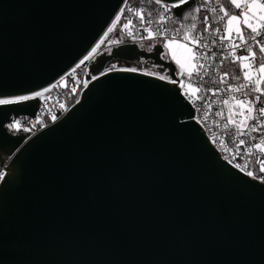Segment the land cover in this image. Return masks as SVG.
I'll return each mask as SVG.
<instances>
[{
    "label": "water",
    "instance_id": "obj_1",
    "mask_svg": "<svg viewBox=\"0 0 264 264\" xmlns=\"http://www.w3.org/2000/svg\"><path fill=\"white\" fill-rule=\"evenodd\" d=\"M124 2L0 0V98L65 77ZM111 50L88 64L71 110L32 137L5 125L33 118L38 99L0 105V264H264V183L221 159L176 84L141 66L100 74L147 61L177 81L161 45Z\"/></svg>",
    "mask_w": 264,
    "mask_h": 264
},
{
    "label": "snow or ice",
    "instance_id": "obj_2",
    "mask_svg": "<svg viewBox=\"0 0 264 264\" xmlns=\"http://www.w3.org/2000/svg\"><path fill=\"white\" fill-rule=\"evenodd\" d=\"M128 0H125L127 3ZM155 4L159 6L162 11L159 14L158 23L165 22L167 19L175 18L181 26H183L184 20L186 19L184 13L181 14L180 17H175V14L172 13L173 7H179L181 4L189 3L191 10L196 13H200L202 9L198 6V0H154ZM234 5V8L232 7ZM122 11L118 9V12ZM128 11H135L133 8H129ZM189 9H186L185 12H188ZM223 15L220 17V22H223V28L216 27L215 33L218 34V38L221 41V48L223 49V41L226 39H230L231 36L235 35L236 38L240 40V45L238 47L241 48L242 54L236 55L235 50H233L230 55L234 57L230 63L239 62V69L242 72V75L237 74L235 70L232 72V80L235 81V84H228L224 89L226 93V98H222L220 110L215 113L216 116L221 117V119L226 120V123L223 125V129L232 133L234 137H247V139L240 138L238 140V144L235 150V155L226 156L225 158L229 160V163L233 164L235 168L238 170L245 172L247 176L253 177L254 172L251 170V166L253 164H257L259 167L260 173H264V134L259 137L251 135V133L261 132L264 133V88H261V83L264 81V60L259 59L260 57H264V0H244L243 3L238 2V0H230V4L227 10L221 9ZM226 18V20H225ZM115 21H120L122 19L121 15H115ZM139 21L141 24H151L152 15L151 11L147 13V21L145 20V14L141 12L139 14ZM209 16L206 14L203 17L202 23L208 24ZM191 23V22H190ZM133 24L132 19H128L127 23H124L121 26L119 32L114 31L116 29V24L113 23L111 27H108L106 31L103 33L105 37L108 34H113L115 36L114 40H108L107 44H117L123 43L124 37L122 36L123 30L129 28V25ZM235 24V32L233 25ZM241 25L243 27H241ZM198 28L196 23H191V30L195 32ZM210 28L203 29L199 36L193 35L191 37V42L196 44L199 49H206L207 45L205 43L200 42V38L203 36L205 32L210 31ZM245 30H247V38L244 35ZM168 29H162L159 31V36L161 38V42L163 44V49L165 50L162 53V59L167 60L169 58V52L171 53V58L180 66V74L182 76H187L190 80V83L187 85L181 83V87L185 88V94L191 99L192 95L200 92L202 90L212 91L215 89L217 83H226L224 78H221V81L213 80L207 72L205 73H193L192 71H187V69L192 68L193 61L198 59L197 55L192 54V49L188 47L187 41H189L190 37L186 32L183 36V41L185 43H181L178 35L168 36L166 33ZM178 32V30H177ZM141 39H144V34H147V38L153 39L155 38L154 34L151 31V28L145 26L141 29ZM130 36L134 34L129 32ZM215 44L216 37L214 36L211 41ZM105 44V40H100L94 47L91 48L90 52L83 57L76 65V68H80L81 66L86 65V61H89L90 57L97 52L98 49H101V46ZM208 52L212 57L215 56V53L211 52V49H208ZM111 48L108 49V55H112ZM101 55H104L101 52ZM203 56L202 53L199 54ZM259 61V62H257ZM221 64L224 63L223 59L220 61ZM198 67H203V64H198ZM160 67H163L161 65ZM117 68L116 64H110L107 71L104 69L101 70L100 74L106 75L107 72H110ZM247 69V70H245ZM75 70V69H74ZM120 71H132L136 72V68H120ZM258 73V75H253V73ZM87 75V72L85 73ZM146 75L157 76L161 80L168 79L171 83H176V81L171 80L170 77H167L165 74L157 73V72H145ZM228 72L225 71L224 76L226 77ZM99 78V74L92 73L91 79L96 80ZM207 80V83H205ZM89 81L84 80L83 86L87 87ZM195 83L197 86L193 87L192 84ZM67 87V85H65ZM79 82L75 87L71 88L73 93H76L79 87ZM57 85H51V89L56 88ZM49 87H44L43 91L35 90L34 95H19L16 100L11 99H3L0 98V105H10L14 103H19L21 101H29L34 98H41L44 93L50 92ZM187 89H191L188 91ZM219 90L216 89L213 91V95L218 94ZM239 94V95H237ZM51 100V96L48 97ZM202 100H206L207 97L202 96ZM210 108L211 105L209 104ZM63 108V105H61ZM227 109V116L223 115L224 110ZM198 110L202 113V120L206 121L208 119V114L204 111L203 106H198ZM236 117H240L241 119H236ZM56 116H52V120H56ZM37 121H39V117H36ZM249 120H255V123H248ZM19 119L13 121L10 119L7 122V127L16 130L15 125L19 124ZM229 125H234V128H229ZM3 125H0L2 127ZM23 131H29L28 128H24ZM235 143V141H234ZM223 145V141H221ZM240 145H246L243 153L239 150ZM227 147L225 146V151H227ZM241 156L244 160L243 163H236V157ZM255 157V159H253ZM2 166V165H0ZM260 178L264 180V177H254Z\"/></svg>",
    "mask_w": 264,
    "mask_h": 264
},
{
    "label": "built area",
    "instance_id": "obj_3",
    "mask_svg": "<svg viewBox=\"0 0 264 264\" xmlns=\"http://www.w3.org/2000/svg\"><path fill=\"white\" fill-rule=\"evenodd\" d=\"M184 4H181L182 6ZM179 6V7H180ZM198 6L202 9L200 14L204 17V15L209 16L208 24L202 23V21H198L193 14L185 15V11L183 12L186 19L184 20L183 26L179 24V22L173 18V19H167L165 22L158 23L159 20V14L161 13L162 9L157 6L154 2V0H128L127 3L124 2L123 6L121 7L120 12H118L117 15H121L122 19L120 21L113 20L112 24H116V29L114 31L119 32L121 29V26L124 23H127L128 19L133 20V24L129 25V28L126 30H123L121 33L124 37L123 43H117L112 44L110 48L119 46V45H136L139 48L148 50L152 49L155 45H161L163 47V44L161 42V38L159 36V31L162 29H168L169 31L166 33V35H178V38L180 39L181 43H185L183 41V36L187 32L190 39L187 41L188 47L192 49V54L197 55L198 59L193 61L192 66V72L193 73H205L207 72L209 76L216 81H221V78L223 77L224 80H226V83H217L215 86V89L212 91L208 90H202L200 92H197L195 97L192 96L191 99L185 94L186 89L181 87V83L187 85L190 83V80L188 77L182 76L180 72H176L177 81L176 86L179 88L181 94L187 99V101L190 103L194 115H193V121L201 128V130L205 133L206 137L209 140V143L211 146L217 151V153L220 155L221 159L225 161L228 165L233 167L235 170L241 172L242 174H245V172H242L234 167L233 164L229 163V160L226 159V156H232L235 155V150L238 144V140L240 138L247 139V137H234L231 132L226 131L223 129L224 123H226V120L221 119V117L216 116L215 113L220 110L221 107V100L222 98H226V93L224 92V89L227 87L228 84H235L236 82L232 80V72L233 68H236L237 74L242 75V72L240 71L238 65L239 62L236 63H230L231 60L234 59L230 55V53L235 50L236 55L242 54V50L238 45H240V40L235 37L234 33L231 36L230 39H226L223 41V49L221 48V41L218 38V34L215 33L216 27L223 28V22H220V17L223 15V12L221 9L222 7V0H198ZM179 7H173L172 13L175 14V10ZM129 8L135 9V11H128ZM190 9V7L188 8ZM151 11L152 15V22L151 24H141L139 21V14L143 12L145 14V20L147 21V13ZM176 17V15H175ZM203 20V19H202ZM226 20V18H225ZM196 23L198 25V28L193 32L191 30V23ZM110 25V27L112 26ZM145 26H148L151 28L152 33L154 34L155 38L149 39L147 38V34L145 33L144 39H141V29ZM210 28L211 30L208 32H205L203 36L200 38L201 43H205L207 45L206 49H199L196 44H193L191 42V37L193 35L199 36L200 32L205 29ZM178 30V32H177ZM131 32L134 34L133 36H130L128 33ZM245 37L247 38V32H244ZM114 37V35L112 34ZM216 37V43L213 44L212 38ZM208 49H211V52L215 53V56L212 57L210 53L208 52ZM165 51V50H164ZM202 53L203 56H200L199 54ZM223 59L224 63L221 64L220 61ZM198 64H203L204 66L198 67ZM88 67V64H87ZM87 67L81 66L80 68H74L70 70L65 77L57 81L55 84L57 85L56 88L51 89L50 92L44 93V95L41 98H34L38 99L39 106L35 113V116L33 118L26 117V116H19V117H11L13 121L19 119L20 123L15 125L16 130H13L12 128H8L7 124L5 125V128L8 133L13 135L18 134H24L27 136L32 137L34 134L39 132L40 130L50 126L51 124H54V122L58 121L60 118H62L65 113L68 110H71V108L80 100V97L82 95V92L86 89V87L83 86V81L85 80ZM117 69V68H116ZM115 70V69H114ZM225 71L228 72V75L225 77L224 73ZM77 82H79V87L76 93H73L71 91L72 87H75L77 85ZM205 83H207V80H205ZM67 85V87L65 86ZM193 87H196L197 85L195 83L192 84ZM216 89L219 90L218 94L213 95V91ZM43 91V90H42ZM34 95V94H31ZM239 95V94H237ZM51 96V100L48 99V97ZM205 96L207 97L206 100H202L201 97ZM18 97L12 98L17 99ZM33 100V99H32ZM30 101V100H29ZM26 102L21 101L19 103ZM17 104V103H14ZM211 105L209 108L208 105ZM61 105H63V108H61ZM198 106H203L204 111L208 114V119L206 121L202 120V113L198 110ZM223 115L227 116V109L224 110ZM52 116H56V120H52ZM36 117H39V121H37ZM236 119H241L240 117H236ZM255 120H249L248 123H255ZM24 128H28L29 131H23ZM229 128H234V125H229ZM264 133L256 132L251 133L253 136L259 137ZM221 141H223V145L221 144ZM235 141V143H234ZM225 146L227 147V151H225ZM246 148V145H240L239 150L241 153H243L244 149ZM255 159V157H253ZM10 161V158L4 159L2 162V166H0V183L3 180L4 175L6 174V171L3 168H6ZM244 160L241 158V156L236 157V163H243ZM251 170L254 172V176L250 177L251 179H254L260 183H264V180L260 178H254V177H264V173H260L259 167L257 164H253L251 166ZM257 170V172H255ZM247 176V175H246Z\"/></svg>",
    "mask_w": 264,
    "mask_h": 264
},
{
    "label": "rangeland",
    "instance_id": "obj_4",
    "mask_svg": "<svg viewBox=\"0 0 264 264\" xmlns=\"http://www.w3.org/2000/svg\"><path fill=\"white\" fill-rule=\"evenodd\" d=\"M229 2H230V0H229ZM238 2H241V3H243L244 2V0H238ZM232 7L234 8V5H232ZM241 27H243L242 25H241ZM233 28H234V32H235V24L233 25ZM102 40H105V44L104 45H102L101 46V49H98L97 50V52L96 53H94L91 57H90V59H89V61H86L85 63H86V65L87 64H89V63H91V62H93L94 61V59L95 58H97L99 55H101V52H103V53H105L104 51H106V50H108V48L111 46V45H108L107 44V41L108 40H113V36H112V34H108V36L107 37H103L102 38ZM169 57H170V59H171V61L175 64V66H176V68H177V72H180V66H179V64H177L174 60H172V58H171V53L169 52ZM259 59H261V60H264V57H260ZM257 62H259V61H257ZM144 66H146V65H144ZM147 67H150L152 70L151 71H155V72H157V73H159V69H157L156 67H153V66H150V65H147ZM117 68H126V66H117ZM132 68V67H131ZM137 69V68H136ZM245 70H247V69H245ZM187 71H192V68H190V69H187ZM143 73H145V71H142ZM253 75L255 76V75H258V73H253ZM185 77H187L186 75H185ZM261 88H264V81H262V83H261ZM188 91H191V89H187ZM195 95L196 94H194V95H192V96H194L195 97Z\"/></svg>",
    "mask_w": 264,
    "mask_h": 264
},
{
    "label": "trees",
    "instance_id": "obj_5",
    "mask_svg": "<svg viewBox=\"0 0 264 264\" xmlns=\"http://www.w3.org/2000/svg\"><path fill=\"white\" fill-rule=\"evenodd\" d=\"M229 4H230L229 0H222L223 10H227ZM184 13H185V15H189V13L193 14L198 21H202V19H203V16L200 13H196L195 11L191 10V8L189 9L188 12H184ZM112 64H116L117 66H126L127 65V64H125L123 62H114ZM144 65H145V63L143 61H141L140 64H138V65L137 64H132V65H130V67L138 69V67L141 66L142 71H145V72H149V71L152 70L150 67H147V66H144ZM233 70L236 71V68H233Z\"/></svg>",
    "mask_w": 264,
    "mask_h": 264
},
{
    "label": "flooded vegetation",
    "instance_id": "obj_6",
    "mask_svg": "<svg viewBox=\"0 0 264 264\" xmlns=\"http://www.w3.org/2000/svg\"><path fill=\"white\" fill-rule=\"evenodd\" d=\"M109 48H110V47H109ZM109 48H108V49H109ZM147 51H148V52H151L152 49H148ZM104 52H108V50H106V51H104ZM166 61H170V62H172L171 59H170V57H169ZM143 62L145 63L146 66H147V65H150V66H153V67H156L157 69H159V67L154 66V65L148 63L147 61H143ZM159 70H160V69H159ZM159 70H158V71H159ZM176 72H177V70H176Z\"/></svg>",
    "mask_w": 264,
    "mask_h": 264
},
{
    "label": "bare ground",
    "instance_id": "obj_7",
    "mask_svg": "<svg viewBox=\"0 0 264 264\" xmlns=\"http://www.w3.org/2000/svg\"><path fill=\"white\" fill-rule=\"evenodd\" d=\"M101 40H102V39H101ZM99 42H100V41H99ZM11 100H15V99H12V98H11Z\"/></svg>",
    "mask_w": 264,
    "mask_h": 264
},
{
    "label": "crops",
    "instance_id": "obj_8",
    "mask_svg": "<svg viewBox=\"0 0 264 264\" xmlns=\"http://www.w3.org/2000/svg\"><path fill=\"white\" fill-rule=\"evenodd\" d=\"M245 32H247V30H245Z\"/></svg>",
    "mask_w": 264,
    "mask_h": 264
}]
</instances>
